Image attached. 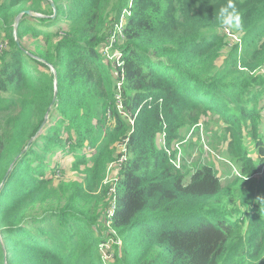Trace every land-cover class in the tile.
<instances>
[{
    "label": "trees",
    "instance_id": "16d2710c",
    "mask_svg": "<svg viewBox=\"0 0 264 264\" xmlns=\"http://www.w3.org/2000/svg\"><path fill=\"white\" fill-rule=\"evenodd\" d=\"M231 2L240 30L229 0H0V264H264V0ZM201 115L232 183L157 147Z\"/></svg>",
    "mask_w": 264,
    "mask_h": 264
},
{
    "label": "rangeland",
    "instance_id": "374dc122",
    "mask_svg": "<svg viewBox=\"0 0 264 264\" xmlns=\"http://www.w3.org/2000/svg\"><path fill=\"white\" fill-rule=\"evenodd\" d=\"M230 41L237 43L238 37L232 36ZM25 45L32 47L26 39ZM228 44V41H227ZM233 47L232 44H228L226 49L222 52V56L218 61L220 64L229 54V50ZM264 66V65H263ZM262 66V68H263ZM261 68V70H262ZM225 123L218 121L208 116H198L195 123L191 127H185L184 129H176V137H166V131H162L157 134L156 144L159 149L165 151L169 157L171 164L179 169L188 172H192L193 167L199 165L212 166L217 172L218 177L224 184L234 182L233 179L239 176L238 170L235 166V156L232 151L229 150L230 145L233 144V138L225 130ZM242 146L247 153L253 159H256L254 152V143L249 139L245 132H242ZM70 157L67 159L59 160V166L64 169L63 179L67 182L80 181L81 177L77 172L72 171L70 163ZM67 162L68 165H64ZM115 165L113 164L109 168L108 178L105 180L104 185L109 184L113 188ZM262 168L260 169V172ZM262 177V174H257L255 179L258 181ZM248 181L249 179H244ZM112 190L109 192L111 196ZM111 200L109 201L110 204ZM264 203V200H263Z\"/></svg>",
    "mask_w": 264,
    "mask_h": 264
},
{
    "label": "clouds",
    "instance_id": "9594fccd",
    "mask_svg": "<svg viewBox=\"0 0 264 264\" xmlns=\"http://www.w3.org/2000/svg\"><path fill=\"white\" fill-rule=\"evenodd\" d=\"M218 18L222 26L240 30L242 28L241 17L235 5L229 0L225 7L219 9Z\"/></svg>",
    "mask_w": 264,
    "mask_h": 264
},
{
    "label": "built area",
    "instance_id": "2783aa9c",
    "mask_svg": "<svg viewBox=\"0 0 264 264\" xmlns=\"http://www.w3.org/2000/svg\"><path fill=\"white\" fill-rule=\"evenodd\" d=\"M122 23V22H121ZM227 34L229 35L230 33L227 32ZM230 36V35H229ZM124 160V158H122L120 160V163H122ZM118 164V163H117ZM113 212H114V200L111 201V204H110V209L108 210L107 212V220L109 221V219L113 216Z\"/></svg>",
    "mask_w": 264,
    "mask_h": 264
},
{
    "label": "water",
    "instance_id": "95a60500",
    "mask_svg": "<svg viewBox=\"0 0 264 264\" xmlns=\"http://www.w3.org/2000/svg\"><path fill=\"white\" fill-rule=\"evenodd\" d=\"M51 5L53 6V4H51ZM26 14H27V15H31V12H26ZM18 21H19V19L17 18L14 27L17 26ZM55 87H56V84H55ZM55 95H56V94H54V98H55ZM53 101H54V100H53ZM16 159H17V158H16ZM16 159H15V160H16ZM0 243H1V246H2V248H3V247H4V244H3V240H2L1 234H0ZM3 255H5V252L3 253ZM4 264H5V262H4Z\"/></svg>",
    "mask_w": 264,
    "mask_h": 264
}]
</instances>
